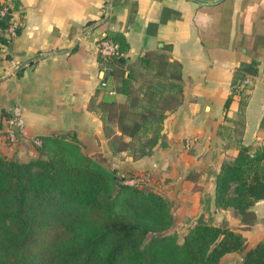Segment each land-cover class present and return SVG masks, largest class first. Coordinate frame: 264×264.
<instances>
[{"label": "crops", "instance_id": "1", "mask_svg": "<svg viewBox=\"0 0 264 264\" xmlns=\"http://www.w3.org/2000/svg\"><path fill=\"white\" fill-rule=\"evenodd\" d=\"M18 2L23 26L0 46L2 153L24 160L37 155L33 138L72 132L86 153L101 154L121 175L134 173L168 198L175 228L186 231L199 215L213 216V223L241 232L246 249L264 238V199L252 205L250 225L214 203L223 160L242 146L253 153L264 144V0ZM103 35L125 38L124 63L101 58L97 41ZM148 50L180 63L182 90L176 106L165 111L164 144L134 157L131 148L110 145L99 102L128 101L117 91L116 72L142 67ZM15 104L23 128L8 146L4 117ZM187 137L196 138L190 148Z\"/></svg>", "mask_w": 264, "mask_h": 264}, {"label": "trees", "instance_id": "2", "mask_svg": "<svg viewBox=\"0 0 264 264\" xmlns=\"http://www.w3.org/2000/svg\"><path fill=\"white\" fill-rule=\"evenodd\" d=\"M8 19V13L0 17V46L9 43ZM116 39L124 52L125 38ZM111 60L124 63L125 57ZM140 63L160 78L136 87L132 69L116 72L117 91L128 101L99 102L110 145L116 151L129 147L134 157L164 144L165 111L176 106L182 90L180 63L166 53L148 50ZM37 138L36 156L21 160L0 151V264H218L232 252L242 255V264H264V238L246 249L241 232L203 215L179 241L173 203L134 173L118 174L101 154L86 153L75 133ZM259 199L264 144L253 153L242 146L215 175L214 203L250 225Z\"/></svg>", "mask_w": 264, "mask_h": 264}, {"label": "built area", "instance_id": "3", "mask_svg": "<svg viewBox=\"0 0 264 264\" xmlns=\"http://www.w3.org/2000/svg\"><path fill=\"white\" fill-rule=\"evenodd\" d=\"M18 8L19 5L16 6L13 0H0V17L6 15L7 13L9 14V25L5 30L6 37L9 38V40L18 34V30L21 29L24 23L21 12H19ZM97 45L100 56L104 60H111V58L123 55L120 43L116 39L103 35L98 39ZM1 46H6V44H1ZM246 82L247 80H244V83ZM102 84H105V82L102 81ZM4 121L6 124V129L4 131L5 142L8 146L15 145L19 139L20 131L23 128L20 106L17 104L12 106L11 112L4 117ZM195 140V137H187L184 143L185 147L190 148L194 144ZM32 142L33 144H39L40 139L33 138ZM132 180L133 178L129 179V181Z\"/></svg>", "mask_w": 264, "mask_h": 264}, {"label": "rangeland", "instance_id": "4", "mask_svg": "<svg viewBox=\"0 0 264 264\" xmlns=\"http://www.w3.org/2000/svg\"><path fill=\"white\" fill-rule=\"evenodd\" d=\"M133 70H134V77L132 81L135 82V84H137L139 87H141L144 84H148L151 80L155 82L158 80V78H160V77H154L153 70L151 69H144L143 67H140V68L136 67ZM96 156H98V154H96ZM117 173L120 174L119 172ZM135 177H137V175H135ZM135 177L133 178V180L135 179ZM138 179H142V178L138 177ZM142 180L144 181V179ZM144 183L152 186L147 181L146 182L144 181ZM209 220L213 221V216H210ZM175 231L177 233L178 240L181 241L183 234L186 231L181 228H175ZM236 254H240V253L232 252V253L224 255L218 264H241V258Z\"/></svg>", "mask_w": 264, "mask_h": 264}, {"label": "water", "instance_id": "5", "mask_svg": "<svg viewBox=\"0 0 264 264\" xmlns=\"http://www.w3.org/2000/svg\"><path fill=\"white\" fill-rule=\"evenodd\" d=\"M238 256L242 259V255L238 254Z\"/></svg>", "mask_w": 264, "mask_h": 264}]
</instances>
